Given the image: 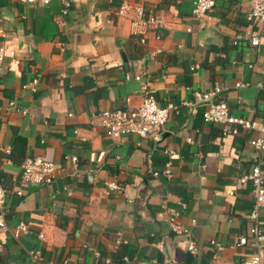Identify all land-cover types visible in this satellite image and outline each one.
<instances>
[{"label":"crops","instance_id":"1","mask_svg":"<svg viewBox=\"0 0 264 264\" xmlns=\"http://www.w3.org/2000/svg\"><path fill=\"white\" fill-rule=\"evenodd\" d=\"M132 1L163 18L162 38L133 34L117 14L122 0H0V182L10 209L0 264H239L255 251L236 244L253 237L252 184L239 178L258 161L264 171V150L250 144L258 132L224 134L232 125L206 122L195 91L219 85L234 116L260 120L264 42L250 36L264 24L246 19L252 0H217L203 28L194 0ZM143 83L179 108L161 139L106 135L99 113L138 105ZM29 156L55 162L52 183L23 182ZM110 180L124 189L101 195ZM169 207L194 246L175 235ZM259 217L264 230V206ZM20 221L31 231L15 237Z\"/></svg>","mask_w":264,"mask_h":264},{"label":"built area","instance_id":"2","mask_svg":"<svg viewBox=\"0 0 264 264\" xmlns=\"http://www.w3.org/2000/svg\"><path fill=\"white\" fill-rule=\"evenodd\" d=\"M23 3L33 4L40 2L43 5L50 4L52 0H20ZM217 0H194L193 2V17L199 22L201 28L205 27L208 21L214 16ZM69 4L66 3V6ZM117 14L121 17L127 18L131 23V30L133 34L139 35L142 42H146L150 33L155 34V38H162L161 30L165 26L164 20L161 16L154 13H148L145 6L132 0H122ZM248 22L264 24V0H252L251 8L246 14ZM188 31H192V27H187ZM263 31V30H262ZM250 42L254 46H259L264 42V32H252ZM3 51V49H1ZM3 57V55H2ZM137 80H141L142 76H136ZM35 79L29 86L36 90ZM241 82L237 83V87L242 86ZM223 88L219 85L215 86L213 90L201 91L196 90L195 95L199 102H205L206 108L203 111V119L206 122L214 123H229L231 128H224V134H236L239 128L253 130L258 132L250 139V144L260 153L264 150V113L260 120H253L244 117L234 116L229 108V105L224 99H217V95L221 93ZM141 102L132 107L118 108L114 110H104L99 113L100 124L104 127L106 135L118 138L126 134H134L141 138H152L160 140L166 128L172 111L179 112V108L175 105H162L149 86L145 83L141 85ZM130 101V100H129ZM12 101L10 105H14ZM196 111V107L192 108ZM7 153L11 152V148H5ZM71 160L76 162L77 157L72 156ZM22 179L25 184H40L47 185L54 181L56 173V164L41 156H29L22 163ZM167 175H171V171L167 168L164 171ZM158 175V172H155ZM251 182L252 191L254 194V204L250 211L249 218L252 220L250 226L252 238L248 239L246 236L239 238L237 246H243L250 243L254 246L255 251L245 257L239 264H264V230L259 225L260 209L264 206V171L260 161L252 165L251 170L239 178V182L244 184ZM124 189L123 184L110 180L106 182L104 190L101 195H111L116 191ZM7 189L0 182V228L8 229L7 215L10 212L7 204ZM233 193V191L231 192ZM17 194L23 195L22 190H17ZM168 222L170 227L175 232V235L182 239V241L189 246H194L196 241L192 238L189 228L185 227L180 221L181 211L176 207L167 208ZM31 231V226L26 221H20L13 229L12 233L15 237H20L23 234H28ZM41 237L44 235L41 233ZM215 243V242H213ZM30 256L34 262L41 257L40 250H30ZM215 264H221L215 258ZM168 264V260L164 262Z\"/></svg>","mask_w":264,"mask_h":264},{"label":"water","instance_id":"3","mask_svg":"<svg viewBox=\"0 0 264 264\" xmlns=\"http://www.w3.org/2000/svg\"><path fill=\"white\" fill-rule=\"evenodd\" d=\"M36 186L40 187L41 185L40 184H34V185H31V188H34Z\"/></svg>","mask_w":264,"mask_h":264}]
</instances>
